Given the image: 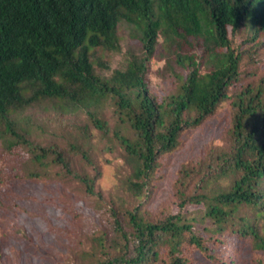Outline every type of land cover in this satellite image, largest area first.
Returning a JSON list of instances; mask_svg holds the SVG:
<instances>
[{"label": "trees", "instance_id": "1", "mask_svg": "<svg viewBox=\"0 0 264 264\" xmlns=\"http://www.w3.org/2000/svg\"><path fill=\"white\" fill-rule=\"evenodd\" d=\"M120 25L140 52L110 69ZM263 56L264 0H0V220L22 182L95 194L99 145L122 159L119 194L94 202L76 264H264ZM224 101L225 143L178 168L176 210H149L162 156Z\"/></svg>", "mask_w": 264, "mask_h": 264}, {"label": "rangeland", "instance_id": "2", "mask_svg": "<svg viewBox=\"0 0 264 264\" xmlns=\"http://www.w3.org/2000/svg\"><path fill=\"white\" fill-rule=\"evenodd\" d=\"M129 32L128 27L120 25L121 51H102V59L110 69L123 64L124 58L131 51L140 52V42L130 37ZM238 41L239 39H236L235 43L238 44ZM162 63L163 61L151 60V71L155 72ZM260 66L264 71V58ZM150 77L155 89L162 90L164 86L158 76L151 72ZM106 115L108 117V112ZM70 118L71 122L87 123L83 114L69 115L67 120ZM230 118L229 102L224 101L198 126L183 131L179 146L161 158L162 165L151 185L149 199L146 200L149 210L161 207L176 210L173 183L178 168L189 160L207 154L208 147L223 145L227 139L226 131ZM49 120L57 119L49 116ZM109 122L111 123V120ZM96 137L98 138L97 132L92 130L93 143ZM8 157L20 171V158H15V152L9 153ZM92 157L97 161L100 171L93 195L76 192L74 182L53 181L38 185L22 182L15 189L16 196L11 197L10 202H16L17 216L14 217L12 208L8 211L13 218L8 220L4 216V220H0V264H76L71 257L79 247V242L83 245L86 243L85 236L90 235L92 230L101 228L96 218L98 212L93 207L94 202L98 198H106L109 194H119L117 177L123 171L120 168L122 159L115 150L100 148L98 145ZM75 212H78L79 216H75Z\"/></svg>", "mask_w": 264, "mask_h": 264}]
</instances>
